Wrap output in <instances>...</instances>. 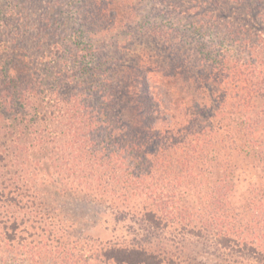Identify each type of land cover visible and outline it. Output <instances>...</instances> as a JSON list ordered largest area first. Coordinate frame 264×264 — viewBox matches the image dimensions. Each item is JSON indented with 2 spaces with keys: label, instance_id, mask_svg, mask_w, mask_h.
<instances>
[{
  "label": "trees",
  "instance_id": "1",
  "mask_svg": "<svg viewBox=\"0 0 264 264\" xmlns=\"http://www.w3.org/2000/svg\"><path fill=\"white\" fill-rule=\"evenodd\" d=\"M116 1L0 0V264L18 257L46 264H183L159 232L209 234L204 210L222 209L234 174L222 173L214 183L203 174L225 172L226 141H239L243 153L264 162L263 149L246 133L264 137V0H156L144 18L132 16L127 0L118 11ZM140 40L167 52L161 79L174 80L179 91L163 108L152 104L149 87L140 93L136 116L148 118L144 136L123 124L118 108L141 66L131 67L127 57ZM136 59L155 72L148 52ZM205 80L218 91L206 89ZM208 92L211 105L204 104ZM80 145L91 156L80 176L87 194L118 203L120 221L132 215L147 224L144 240L120 248L71 239L44 223L46 212L33 219L24 213L47 195L29 187L28 167L66 165ZM172 180L175 188L167 190ZM233 227L225 231L234 233ZM231 236L219 242L225 250L242 243ZM243 244L264 256L252 242Z\"/></svg>",
  "mask_w": 264,
  "mask_h": 264
},
{
  "label": "rangeland",
  "instance_id": "2",
  "mask_svg": "<svg viewBox=\"0 0 264 264\" xmlns=\"http://www.w3.org/2000/svg\"><path fill=\"white\" fill-rule=\"evenodd\" d=\"M119 1H116L115 5L118 11L122 6H120L121 0ZM127 2L128 7L132 8V10L129 8L130 13L133 14L132 16L137 15L142 18H144V15L154 12L152 9L158 6L156 0H140V2L127 0ZM206 13L209 12L206 11ZM67 33L69 34V32ZM143 42L133 44L130 48L131 53L127 57L132 58L134 62L129 61V65L131 67L134 65L133 67L136 69L138 63L141 66L134 72L135 81L128 82L130 85H127L126 91L123 90L121 92L123 96L120 97L118 106L123 124L131 127L132 130L143 129L144 124L148 120L146 117L136 116L138 106L142 100V97L138 96L144 89L149 87L150 92L155 94V103L152 102V104H157L161 108L165 106L171 107V100H174L175 95L179 94L177 84H172L174 80L163 82L161 79L160 71L169 68L170 64L166 56L167 52L165 54L161 49L158 50V47L152 45L155 43H151V41ZM146 52L153 56L155 72H146L142 63L136 59V56L146 54ZM134 68L131 69L134 70ZM125 80L127 83L126 78ZM204 83L206 89L218 91L219 86L215 81L208 82L205 80ZM207 95L204 104L211 105L207 100L209 99V92ZM187 105H189L188 100H186ZM244 120L246 123V119ZM257 122H262V119ZM158 126H160L161 130H164L160 136L163 138L166 127H164V123H160ZM144 131L148 132L143 129L142 136H144ZM246 133L248 134L247 139L250 137V141H253L255 140L253 138H256L258 141H256L257 150L263 149L264 151V137L260 139L257 132L251 136L248 132ZM93 134L98 136L97 131L93 132ZM262 136L264 135L262 134ZM238 142L237 145L227 141L225 143L226 150L222 153V162L226 164L225 172L219 169L220 173L217 175L216 173H209V176L207 175L208 173L203 174L210 183L218 181L216 176H220L222 173L224 175L227 173L229 176H231V173L232 175L234 174V179L229 183L233 192H227L228 198L224 197L222 209L209 206L210 208H205L204 210V219H210L205 222V225L209 226V234L204 236L203 239H199L188 235L177 236L170 229L159 232L160 238L164 240L165 248L172 250L183 264H264V256H254L253 253L249 252V247L246 248L243 244V241L252 242L257 247L256 251L264 253V196L259 198V196H262L261 192H264V162H260L253 154L243 153L242 149L238 148L240 147ZM234 146H237V148H234ZM80 148V151L74 152L76 160L72 157L65 158V161L69 160L68 163H65L66 165H61L60 167L59 165H49L40 169L31 165L28 167L26 177L30 180L28 183L29 187H38L37 189L40 191L44 189L47 195H45L44 201L41 198H37L35 202H31L33 204L28 205L29 209L24 213H27V217L33 219L34 216L40 218L43 212H46L43 219L44 223L46 222L47 226H51L52 229H61V234L64 235L62 232H65V235L71 239L73 237H83L88 239L96 238L104 242L113 241L120 248L144 240L146 233L144 229L147 228V224H141L132 215L120 221L116 216L118 203L111 202V200L102 202L94 195L87 194L88 191L81 183L80 176L88 173V163L84 159L86 157L91 158V156L87 153L88 150H86V153L82 151L83 147L81 145ZM76 163H79V165ZM219 170L216 172H219ZM202 179L204 180L205 178ZM167 184V190L172 191V188H175L173 180ZM29 189L32 190V188ZM13 211H15L13 208H9V212ZM210 213L211 215H209ZM220 214L223 215L222 218H220ZM219 224L223 225L222 230ZM230 226H234L232 228L234 233L225 231ZM225 233L232 235L233 239L242 243H236L232 246V249L225 250L219 243L225 237ZM20 258H17L18 261L13 260V263H47L39 260L32 263L31 260L25 259L22 261L23 259Z\"/></svg>",
  "mask_w": 264,
  "mask_h": 264
}]
</instances>
